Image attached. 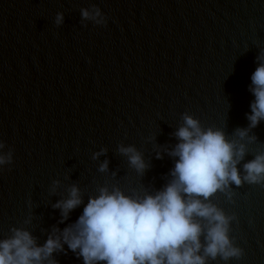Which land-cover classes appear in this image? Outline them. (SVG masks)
<instances>
[{
	"label": "water",
	"instance_id": "95a60500",
	"mask_svg": "<svg viewBox=\"0 0 264 264\" xmlns=\"http://www.w3.org/2000/svg\"><path fill=\"white\" fill-rule=\"evenodd\" d=\"M258 57L264 0H0V242L17 230L34 247L59 238L63 248L34 264H84L63 230L103 188L143 197L169 184L190 116L245 149L241 185L204 201L230 218L242 254H199L205 264H264V179L244 180V165L264 155V119H248ZM74 186L82 203L65 216L56 205Z\"/></svg>",
	"mask_w": 264,
	"mask_h": 264
},
{
	"label": "clouds",
	"instance_id": "9594fccd",
	"mask_svg": "<svg viewBox=\"0 0 264 264\" xmlns=\"http://www.w3.org/2000/svg\"><path fill=\"white\" fill-rule=\"evenodd\" d=\"M97 15L99 11L97 10ZM84 18L90 13L84 10ZM63 20L59 14L57 22ZM264 60V57H258ZM250 90L255 96L248 119L255 127L264 119V63L251 76ZM241 137L246 130H238ZM176 136L177 144L171 155L178 157L171 175L173 180L156 194L143 197L125 195L116 189L100 190L90 198L76 223L63 230V241L83 257L84 264H205L200 255L203 247L207 256L222 255L225 260L239 257L241 249L233 247L228 235L229 219L215 206L205 203L229 182L241 185L237 164L245 155L243 146L236 150L219 130L203 131L197 120L185 116V126ZM4 145L0 144V148ZM131 164L140 172L146 165L135 148H121ZM99 155V154H98ZM10 159V156L8 157ZM6 157L0 155V164ZM244 180L257 183L264 179V155L244 165ZM107 169V162L101 171ZM201 197L203 199H201ZM82 203L79 189H71V197L56 205L65 216ZM209 222L207 244L202 245L204 225ZM26 231L17 230L15 237L0 242V264H34L42 256L63 248L59 238H50L43 247Z\"/></svg>",
	"mask_w": 264,
	"mask_h": 264
}]
</instances>
